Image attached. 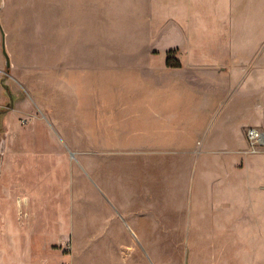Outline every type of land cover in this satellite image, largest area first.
Here are the masks:
<instances>
[{"label": "rangeland", "instance_id": "1", "mask_svg": "<svg viewBox=\"0 0 264 264\" xmlns=\"http://www.w3.org/2000/svg\"><path fill=\"white\" fill-rule=\"evenodd\" d=\"M66 2L0 0L5 244L18 236L20 264H239V247L253 242L249 206L264 203V142L252 144L247 132L254 127L242 130L239 121L264 118L260 97L253 93L217 123L221 108L194 127L182 112L160 152L93 144L76 121V71L44 60L45 26L59 31ZM124 4L101 0V26L129 13ZM247 19L249 32L239 31V50L246 51L241 90L264 68V0L239 1V21ZM60 37L52 38L57 48ZM114 37L123 40L121 32ZM169 56L175 64L176 51Z\"/></svg>", "mask_w": 264, "mask_h": 264}, {"label": "crops", "instance_id": "2", "mask_svg": "<svg viewBox=\"0 0 264 264\" xmlns=\"http://www.w3.org/2000/svg\"><path fill=\"white\" fill-rule=\"evenodd\" d=\"M68 1L59 31L45 26L44 60L76 71V121L93 144L149 155L160 152L157 146L177 133L182 112L183 122L191 121L194 127L202 117L200 121H206L211 110L221 108L217 123L253 93L264 112V68L245 78L249 82L242 90L244 83L238 84L239 65L246 62V51L239 50V31L249 32L251 25L248 19L239 21L243 0H123L129 13L108 20L106 26L100 24L101 0ZM112 11L108 9V15ZM117 32L122 42L111 41ZM53 33L61 35L58 48ZM169 50L176 51L180 68L167 66ZM246 119L239 121L242 130L264 126V118H253L250 125ZM249 208L253 242L247 249L239 247V264H264V203L251 202ZM2 217L0 264H20L18 236L8 235L5 244ZM245 255L250 258L242 263Z\"/></svg>", "mask_w": 264, "mask_h": 264}, {"label": "built area", "instance_id": "3", "mask_svg": "<svg viewBox=\"0 0 264 264\" xmlns=\"http://www.w3.org/2000/svg\"><path fill=\"white\" fill-rule=\"evenodd\" d=\"M247 138L251 141L252 144L264 142V134L257 128H250L247 132Z\"/></svg>", "mask_w": 264, "mask_h": 264}, {"label": "trees", "instance_id": "4", "mask_svg": "<svg viewBox=\"0 0 264 264\" xmlns=\"http://www.w3.org/2000/svg\"><path fill=\"white\" fill-rule=\"evenodd\" d=\"M171 62H172V58H171V56H169L167 59V63H166L168 67H172V68H180L181 67L178 60L175 62V64H172Z\"/></svg>", "mask_w": 264, "mask_h": 264}, {"label": "water", "instance_id": "5", "mask_svg": "<svg viewBox=\"0 0 264 264\" xmlns=\"http://www.w3.org/2000/svg\"><path fill=\"white\" fill-rule=\"evenodd\" d=\"M3 53H4L6 60H7V66L10 67V65H11L10 58H9L7 51H6V45H5L4 39H3Z\"/></svg>", "mask_w": 264, "mask_h": 264}, {"label": "bare ground", "instance_id": "6", "mask_svg": "<svg viewBox=\"0 0 264 264\" xmlns=\"http://www.w3.org/2000/svg\"><path fill=\"white\" fill-rule=\"evenodd\" d=\"M239 38H241V36H240ZM241 41H242V40H241ZM59 224H60V223H59ZM65 226H66V225H65ZM66 227H67V226H66ZM66 227H65V228H66ZM66 230H67V229H66ZM60 231H61V229H60Z\"/></svg>", "mask_w": 264, "mask_h": 264}]
</instances>
